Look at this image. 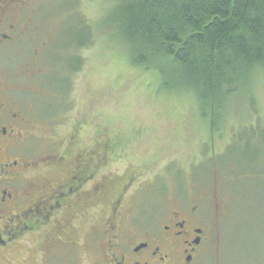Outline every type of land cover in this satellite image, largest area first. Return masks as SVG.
<instances>
[{"label":"rangeland","instance_id":"obj_1","mask_svg":"<svg viewBox=\"0 0 264 264\" xmlns=\"http://www.w3.org/2000/svg\"><path fill=\"white\" fill-rule=\"evenodd\" d=\"M111 2L23 0L13 7L24 18V35L14 47L0 51V62L8 67V82L23 90L14 96L31 114L46 109L64 115L62 126L36 130L39 142L52 136L55 151L64 154L70 125L82 122L81 145L72 155L98 142L115 152L104 169L108 189L99 195L104 216L116 199L137 212L168 208L179 198L206 197L218 213L227 264H261L264 69L255 70L229 97L218 127H213L194 93L166 86V81L177 80L157 68L130 62L104 22ZM81 18L95 30L91 44L79 48L73 42ZM69 56L81 57L75 70ZM101 216L90 217L87 224Z\"/></svg>","mask_w":264,"mask_h":264},{"label":"flooded vegetation","instance_id":"obj_2","mask_svg":"<svg viewBox=\"0 0 264 264\" xmlns=\"http://www.w3.org/2000/svg\"><path fill=\"white\" fill-rule=\"evenodd\" d=\"M20 1L0 0V51L24 35V18L12 11ZM7 70L0 62V264H227L218 213L206 197L137 212L116 199L104 216L99 195L108 189L104 169L115 152L98 142L72 155L82 122L70 125L64 154L52 136L39 142L36 130L62 126L64 115L31 114Z\"/></svg>","mask_w":264,"mask_h":264},{"label":"trees","instance_id":"obj_3","mask_svg":"<svg viewBox=\"0 0 264 264\" xmlns=\"http://www.w3.org/2000/svg\"><path fill=\"white\" fill-rule=\"evenodd\" d=\"M104 22L132 64L194 93L213 127L229 97L264 69V0H112ZM79 25L73 45L82 48L95 29L82 18Z\"/></svg>","mask_w":264,"mask_h":264}]
</instances>
